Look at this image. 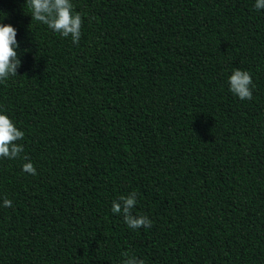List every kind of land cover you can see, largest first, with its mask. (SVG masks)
Masks as SVG:
<instances>
[{
	"label": "trees",
	"instance_id": "16d2710c",
	"mask_svg": "<svg viewBox=\"0 0 264 264\" xmlns=\"http://www.w3.org/2000/svg\"><path fill=\"white\" fill-rule=\"evenodd\" d=\"M71 2L78 44L0 0L21 59L0 114L25 134L21 158H0V264H264V10ZM234 69L251 101L229 91ZM132 192L151 228L112 212Z\"/></svg>",
	"mask_w": 264,
	"mask_h": 264
},
{
	"label": "clouds",
	"instance_id": "9594fccd",
	"mask_svg": "<svg viewBox=\"0 0 264 264\" xmlns=\"http://www.w3.org/2000/svg\"><path fill=\"white\" fill-rule=\"evenodd\" d=\"M31 13L32 20L46 25L51 31L64 38L71 37L74 44H78L81 38L83 25L82 14L74 12L71 0H26L25 4ZM255 10H264V0H255ZM17 30L11 25L0 23V83H6L10 77L17 76V69L21 67V59L17 49ZM229 91L239 100L251 101L254 87L252 74L248 71L234 69L228 79ZM24 132L18 130L12 120L5 114H0V158H21L24 152L22 144H18L24 138ZM25 161H29L24 156ZM22 171L30 175H37L31 162L22 166ZM137 203V193L132 192L127 196H121L112 204V212L122 215L124 223L129 229L151 228L153 222L146 215H134L133 209ZM3 207H12V201L3 199ZM124 259L122 264H144L131 252L121 254Z\"/></svg>",
	"mask_w": 264,
	"mask_h": 264
}]
</instances>
